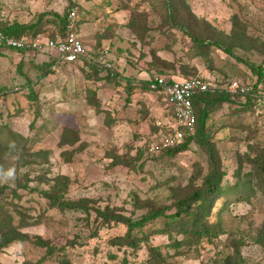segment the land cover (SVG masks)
Here are the masks:
<instances>
[{
    "label": "rangeland",
    "instance_id": "1",
    "mask_svg": "<svg viewBox=\"0 0 264 264\" xmlns=\"http://www.w3.org/2000/svg\"><path fill=\"white\" fill-rule=\"evenodd\" d=\"M71 2L75 5L70 7ZM180 3L182 11L171 22L165 19L161 0H0V21L19 24L30 22L35 13L47 12L46 17L54 18L55 14H68L75 8V24L91 56L77 70L63 69L64 84L71 81L69 84L76 85L77 91L73 111L62 117L56 109V99L60 98L51 92L55 91L56 83L42 92L39 86L43 87V78L28 82L32 85L26 87L24 77L29 76H23L29 71L25 65L33 55L48 63L46 60L53 59L55 54L47 51L31 56L22 54L23 57L17 55L11 62V49L0 48V85L11 90L0 94V170L15 169L12 179L0 176V188L4 187L0 192V237L8 233L12 223L29 239L40 236L57 247L53 254L45 255L44 248L30 241H15L0 249V264H144L148 258L147 245L158 246L166 255L163 264H227L225 259L229 256L233 263L264 264V195L253 181L245 178L242 185L230 190L237 174L252 180L245 156L255 155V144L264 145V106L245 107L242 98L241 102L218 105L206 120V133L219 152L221 169L225 172L222 196L215 201L208 218L221 222L223 228L213 242L203 240L198 248L169 247L168 234L157 232L166 222L160 217L134 229L130 239L136 245L130 247L117 240L126 234L127 226L107 222L102 214L108 207V212L136 219L147 211L144 206L149 204L162 208L166 214L173 213L172 192L192 183L200 184V177L207 172L208 157L196 142L173 155L149 154L146 152L149 137L158 127L149 135L134 139L131 131L118 129L117 143H108L111 132L99 126L100 119L98 125L91 124L78 109L84 106V93H80L84 84L92 87L96 84L92 63L101 64L103 77L114 74L116 87L124 89L130 88L136 68L143 69L146 78L143 82L158 75L150 66L153 55L175 63L173 70L161 75L197 76L208 82L209 90L226 91L232 79L253 84L252 72L243 62L214 45L198 48L189 36V33L205 36L211 32L208 25L229 34L234 17L238 18L236 25L243 27L244 37L229 42L233 54L254 64L264 60V0ZM132 14L147 30L142 41L126 25ZM45 26V35H51L52 29L59 33L54 23L47 22ZM31 92L34 96L30 97ZM163 97L164 108L170 109L164 94ZM65 125L76 128L81 139L91 146L73 153L70 161L61 152L71 147L58 145ZM110 147L120 153L128 151L129 155L141 150L135 159V169L120 164L107 166L109 159L105 152ZM41 151L47 154L40 155ZM27 160L34 163L29 165ZM57 174L70 179L65 195L70 208L53 206L39 190L29 189L37 185V176L45 178L38 188H47L48 180ZM85 204L89 210L84 209ZM8 216L11 219L4 220ZM172 232L173 240L181 242L182 233ZM115 239L116 243H112Z\"/></svg>",
    "mask_w": 264,
    "mask_h": 264
},
{
    "label": "trees",
    "instance_id": "2",
    "mask_svg": "<svg viewBox=\"0 0 264 264\" xmlns=\"http://www.w3.org/2000/svg\"><path fill=\"white\" fill-rule=\"evenodd\" d=\"M181 1L183 0H161V7L164 9V13L166 16V20L174 22L175 16L178 15L182 11L180 9ZM75 5L74 2H71L69 5L70 7ZM72 9V8H71ZM70 9V10H71ZM68 11V14L70 12ZM55 14V13H54ZM68 14L65 13L64 15L55 14L57 17L48 18L46 17L48 14L47 12L35 13L34 17L31 19L30 22L27 24H19L17 22H2L0 21V31L3 33L14 36V37H22V36H30V37H38L43 38L46 34V23L51 22L54 23L56 26V30H59L61 36L65 35L67 31V25L69 23ZM60 15V16H59ZM235 22L233 23V27L229 34H225L224 32H218L216 28L213 26L208 25L209 32L205 36H196L194 34L189 33V36L194 41V44L197 45L198 48L206 47L214 45L217 48L225 51L229 55L233 56L237 60L243 62L252 72L254 76H256V80L253 83L255 91L264 90V60L260 64H254L250 61L243 60L235 56L232 52L231 46L229 44L230 41L233 39H237L243 36V27L240 25H236L237 17L233 18ZM127 27L142 41L146 36L145 33L147 32L144 26H141L140 21L138 18L134 17L132 14L129 17V21L126 24ZM74 29L78 33L77 24L74 22ZM50 36H53L57 31L54 29ZM79 35V33H78ZM81 38V36L79 35ZM82 40V38H81ZM83 41V40H82ZM1 48V46H0ZM11 49V48H9ZM17 51V50H15ZM18 52L25 53L28 52L27 50H18ZM31 52H39V51H31ZM1 55V54H0ZM89 55V54H88ZM91 59V56L89 55ZM55 59H52L51 63L48 65H38V69L40 70L39 73L37 72L36 79L39 80L48 75L49 71L51 70L52 63H55ZM76 62L82 63L85 62ZM96 62L92 63L90 67L93 69L92 77L97 80L103 78L101 73L103 72V68H101V64L96 66ZM150 66L156 69L157 73L161 75L166 70H173L175 63H169L167 61L162 60L161 58L157 57L156 55L152 56V62ZM18 68V67H17ZM114 74H110L113 76ZM177 76V75H176ZM108 77V76H107ZM154 77V76H153ZM153 77L148 80V87L150 82L152 81ZM89 79V78H87ZM31 82V81H28ZM25 85L26 87H31V83ZM95 82V81H94ZM11 90L6 88L5 86L0 85V94L9 93ZM31 91V90H30ZM155 91V90H154ZM34 96L32 92L30 93V97ZM85 99L86 103L94 107L97 112H101L100 109V101L96 97V88L89 86L88 84L85 86ZM243 99L242 102L246 105L245 107H263L258 103V99L250 94H238V93H230L224 90H216L211 89L207 91H202L196 94L193 97L192 103L193 108L196 116L195 122V130L193 133H185L184 139L181 143L170 147L165 148L160 151V155H173L185 149H188V146L192 142H196L201 149L207 154V172L201 178V183L195 185L194 183L179 187L172 192L171 196L175 197L173 205L175 207V211L171 214H166L162 208H159L155 204L153 206L151 204L145 205L144 207H148L147 211L144 214H141L138 218L132 219L131 217H126L122 214H117L113 212H108V207L103 209V217L104 219L109 221H113L115 223H122L127 226V231L124 236L117 237L118 243L121 242L125 245L130 247L135 246L136 242L133 239H130L131 233L134 229H140L145 226L149 221L155 220L157 218L163 217L166 219L165 226L158 229L157 232L159 233H167L168 238L170 240L168 246L175 247L181 245H186L189 247H197L203 240L207 242H213L214 238H217L222 232V224L221 222H211L208 220L212 208L214 207L215 201L218 198H221L223 193V188L221 181L225 174L224 170L221 169L220 163V156L219 152L214 145V143L210 139V135L208 132L206 133V120L209 117L211 111H213L218 105L224 102H234L239 101V99ZM37 102L36 98H33ZM36 112H39L36 111ZM105 115H109L106 111ZM35 119H33L34 121ZM158 129V128H157ZM154 130V129H153ZM152 130V131H153ZM58 145L69 146L71 147L70 150L65 149L62 150L61 154L65 156V159L70 161L72 159L73 153L79 150H83L87 147V142L81 139L80 132L74 128L73 126H63L61 128V133L59 136ZM129 147V146H128ZM255 155L250 157L248 155L245 156L246 161L250 164V177L252 180L247 178L246 176H239L237 174L236 182L230 186V190L236 189L238 186L242 185L245 178L249 182L253 181L256 187L261 191L264 195V145L258 146L255 144ZM126 148L125 150H128ZM141 151V150H140ZM138 152L135 155H129L126 151L125 153H120L117 148L110 147L105 152V157L109 159L107 166L113 167L116 165H124L128 168L135 169V159L136 156H139ZM252 151V149L250 150ZM41 154H47V151L38 152ZM35 154V153H34ZM28 164L34 163L32 160H27ZM199 165V164H198ZM200 174V173H199ZM37 180V185L30 187L31 191H38L45 197L49 203L53 206H58L61 209L70 208L71 204L66 200L65 195L68 191V187L70 184V179L68 176L63 174H57L51 180H48V187L47 188H38V184L45 180V178L41 176H37L35 178ZM4 191V187L0 188V192ZM241 195V194H240ZM2 208V206L0 207ZM84 209L89 210L87 208V204H85ZM107 210V211H106ZM114 210V208H113ZM6 219H11L10 216ZM2 222H0L1 224ZM171 231V232H170ZM172 231H176L182 233L183 238L182 241L173 240ZM15 241L24 242L30 241L36 246H40L45 249V255L53 254L56 251V248L51 242L47 239H44L40 236H35L34 240L29 239L28 234L22 233L18 228H16L11 223V229L8 231L7 234L1 235L0 237V249L6 247L10 243ZM112 243H116V239L112 241ZM148 250V258L146 259L144 264H163L166 261V255H164L158 246L147 245ZM239 255L235 256L238 257ZM240 257V256H239ZM227 264H239V262H232V258L229 256L225 259ZM216 264V262H214ZM68 264V262H66ZM126 264V263H125Z\"/></svg>",
    "mask_w": 264,
    "mask_h": 264
},
{
    "label": "crops",
    "instance_id": "3",
    "mask_svg": "<svg viewBox=\"0 0 264 264\" xmlns=\"http://www.w3.org/2000/svg\"><path fill=\"white\" fill-rule=\"evenodd\" d=\"M79 35L81 36V34ZM22 54L31 56V54L36 53L31 51L21 53L11 49V62L13 61V58L17 57V55L22 56ZM44 61L45 59L43 60L42 57L38 56L36 58L35 55L29 58V63L25 65V67H27L29 71L23 74V76H29V78L24 77L26 82L37 80V73L33 71L32 68L37 71L38 65L42 64L46 66L53 60L52 58L50 60H46L48 61V63ZM81 64L82 63H59L56 65L55 70H53L52 67L54 66V64L52 63L51 72L49 73V75L41 79V83L43 82V87L39 86V89H41L42 92L48 91V87L56 83L55 91L51 92L59 96L60 98L56 99V109L59 111V114L62 117H64V115H70V111H73L74 101L76 100L75 92L77 91V88H75L77 87L76 85L71 86L69 84L71 83V81H68L66 84H64L66 76L63 69L65 67H75V69L77 70V67H79V65ZM17 66H19V62ZM53 71L55 74L50 75ZM132 77V84L130 88L126 87L125 89L117 88L116 86H118V82L115 81L114 77L112 76L97 79L95 81L96 84L94 85V87L96 88V97L100 101V109L102 111L97 112L94 107L89 106L86 103L85 95L84 98H82L84 106H79L80 108H78L79 113H81L80 115H83L85 113L87 116L86 121H89L91 124L98 125V120L100 119L99 122L101 124L99 126H102L111 132L109 135L110 140H108L109 142L107 141L108 143H117L116 140L118 138V135L117 133H115V131L118 129L123 131L127 129L131 131L132 138L134 139V137L138 138L149 135L153 129L159 126V124H166L171 120L170 109L164 108L163 105V102L165 100L163 94L157 90H151L148 87L147 82L151 77L143 82V79L146 78L144 77V71L142 68H136L132 73ZM252 77L255 81L256 76L252 74ZM74 78L75 77H72L71 79ZM140 83L142 85H139ZM73 86L75 89H72ZM85 86L86 85L84 84V88L82 91H80V93L83 92L85 94ZM106 111L112 117L109 118L108 116H105ZM108 125L109 127H107ZM87 148H91L90 142L88 143Z\"/></svg>",
    "mask_w": 264,
    "mask_h": 264
},
{
    "label": "built area",
    "instance_id": "4",
    "mask_svg": "<svg viewBox=\"0 0 264 264\" xmlns=\"http://www.w3.org/2000/svg\"><path fill=\"white\" fill-rule=\"evenodd\" d=\"M75 13V8H72L68 14L69 23L64 36L55 33L43 38L14 37L0 31V46L17 51L53 52L56 58L52 67L54 70L59 63L90 61L85 45L74 29ZM149 88L164 94L170 105L171 120L166 124H159L158 130L150 134L146 147L149 154H157L165 148L181 143L185 133L194 132L196 116L192 100L199 92L209 90V84L197 76L165 77L158 74L153 77ZM226 91L250 94L258 99L259 104L264 105V90L255 91L253 84H243L232 79L228 82Z\"/></svg>",
    "mask_w": 264,
    "mask_h": 264
},
{
    "label": "clouds",
    "instance_id": "5",
    "mask_svg": "<svg viewBox=\"0 0 264 264\" xmlns=\"http://www.w3.org/2000/svg\"><path fill=\"white\" fill-rule=\"evenodd\" d=\"M14 146V145H13ZM0 176L12 179L15 177V169H8L6 172L3 170H0Z\"/></svg>",
    "mask_w": 264,
    "mask_h": 264
}]
</instances>
